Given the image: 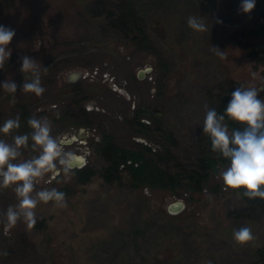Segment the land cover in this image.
<instances>
[{
	"label": "rangeland",
	"instance_id": "1",
	"mask_svg": "<svg viewBox=\"0 0 264 264\" xmlns=\"http://www.w3.org/2000/svg\"><path fill=\"white\" fill-rule=\"evenodd\" d=\"M90 1L0 0V25L16 33L0 84L9 79L17 84L15 104L0 87V125L14 119L23 104L34 117L51 122L52 134L66 151L97 169L103 158L93 151V142L102 130L121 146L138 141L160 146V137L133 132L126 122L138 104H153L157 123L174 137L170 150L175 162L185 164L203 131L207 91L231 97L239 86L264 82V63L230 40L257 20L264 0H256L250 14L239 11L242 0H137L150 51L124 41L105 16L95 14ZM191 16L202 19L207 31L189 28ZM214 48L224 52L223 59ZM23 56L40 64L45 92L39 97L21 89L31 80L30 73L20 71ZM145 67L137 77V69ZM70 71L79 75L67 80ZM78 105L90 125L78 123ZM13 136L12 131L0 139L11 143ZM35 154L24 149L22 158ZM59 186L71 188L65 193L66 208L41 203L34 227L20 220L7 234L5 213L18 199L12 188H0V264H245L252 250L264 245V218L235 214L243 202L229 190L173 193L133 188L124 179L106 182L97 175L78 184L71 172L47 174L36 190ZM176 199L183 207L169 213L166 205ZM244 226L254 239L241 245L233 231Z\"/></svg>",
	"mask_w": 264,
	"mask_h": 264
},
{
	"label": "clouds",
	"instance_id": "2",
	"mask_svg": "<svg viewBox=\"0 0 264 264\" xmlns=\"http://www.w3.org/2000/svg\"><path fill=\"white\" fill-rule=\"evenodd\" d=\"M255 6L256 0H242L239 11L250 14ZM187 24L196 32L207 31L205 22L195 16L189 17ZM15 34V30L0 25V70L5 68L11 57L9 44ZM214 50L221 59L224 58V52L218 48ZM21 60L20 71L31 74L30 82L24 81L21 89L41 96L45 88L41 86L40 64L28 56H23ZM255 75L253 73V78ZM0 87L12 94L10 103L15 104L17 84L9 79ZM262 92L264 82L260 86L237 87L231 93L224 114L208 109L203 122V133L210 138L212 152L228 161V166L220 173L224 190L243 189V195L248 199H264V99L259 98ZM226 121L235 122L238 127L230 131ZM27 124L31 129L29 133L13 136L11 143L0 139V188H12L18 199V204L10 205L5 213V234L20 220L28 228L34 227L37 223L35 209L41 203L47 205L52 202L54 207H67L64 192L56 188L36 189L47 174L55 176L61 172H72L74 156L52 134V124L46 117H29ZM19 128V117L8 119L0 125V134H11ZM24 149L36 154L22 158ZM233 239L243 245L252 241L254 236L251 228L244 226L233 231Z\"/></svg>",
	"mask_w": 264,
	"mask_h": 264
},
{
	"label": "trees",
	"instance_id": "3",
	"mask_svg": "<svg viewBox=\"0 0 264 264\" xmlns=\"http://www.w3.org/2000/svg\"><path fill=\"white\" fill-rule=\"evenodd\" d=\"M92 10L96 15L107 18L108 24L120 32L124 41L134 48L150 51L151 39L148 35L143 14L137 0H91ZM230 40L239 46L244 53L256 62L264 63V4L259 8L257 20L250 25L239 28L231 34ZM209 109H215L218 114H224L229 97L221 91H207ZM264 99V92H262ZM73 103H76L72 100ZM82 119L81 125H90L82 105H78ZM153 104L140 103L134 109L129 119H126L130 130L150 136L157 135L161 139L160 146L150 143L133 142L130 146H121L115 143L109 133L102 130L97 140L93 142V151L103 158L99 168L83 164L73 167L72 177L74 183L82 184L91 176L97 175L103 181H120L124 179L133 188L145 186L149 189H167L173 193L178 190L187 193H201L208 190L215 193L224 189L223 180L219 174L228 166L226 158L218 156L211 150V141L203 131L196 138V152L185 164L176 163L170 147L174 145L172 134L157 123ZM157 111V110H156ZM20 118V128L13 130L15 135L29 133L31 129L27 124L29 117H34L22 104L19 105L15 117ZM144 118L143 121L140 119ZM229 130L238 127L235 122L226 121ZM172 168L168 169L167 165ZM220 168H223L219 171ZM58 191L68 193L71 188L67 186L56 187ZM237 193L243 205L235 210V214L253 217L260 214L264 218V199H248L241 190H229ZM245 264H264V245L256 246L251 258Z\"/></svg>",
	"mask_w": 264,
	"mask_h": 264
},
{
	"label": "water",
	"instance_id": "4",
	"mask_svg": "<svg viewBox=\"0 0 264 264\" xmlns=\"http://www.w3.org/2000/svg\"><path fill=\"white\" fill-rule=\"evenodd\" d=\"M149 69V67H145L143 69H137L136 71V76L137 77H142L143 71ZM79 75V71H70L67 75V80H73L76 76ZM82 129V128H80ZM72 137L67 138L66 141H70ZM74 166L73 167H80L84 164V159L80 154H74ZM82 161V162H81ZM183 207V203L180 199H176L173 201H170L166 205V209L169 213H175L178 212L181 208Z\"/></svg>",
	"mask_w": 264,
	"mask_h": 264
},
{
	"label": "snow or ice",
	"instance_id": "5",
	"mask_svg": "<svg viewBox=\"0 0 264 264\" xmlns=\"http://www.w3.org/2000/svg\"><path fill=\"white\" fill-rule=\"evenodd\" d=\"M82 162V161H81Z\"/></svg>",
	"mask_w": 264,
	"mask_h": 264
}]
</instances>
